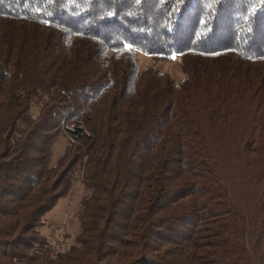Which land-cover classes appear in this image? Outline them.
<instances>
[{
	"label": "trees",
	"instance_id": "16d2710c",
	"mask_svg": "<svg viewBox=\"0 0 264 264\" xmlns=\"http://www.w3.org/2000/svg\"><path fill=\"white\" fill-rule=\"evenodd\" d=\"M0 264H264V0H0Z\"/></svg>",
	"mask_w": 264,
	"mask_h": 264
},
{
	"label": "rangeland",
	"instance_id": "374dc122",
	"mask_svg": "<svg viewBox=\"0 0 264 264\" xmlns=\"http://www.w3.org/2000/svg\"><path fill=\"white\" fill-rule=\"evenodd\" d=\"M136 55L141 70L155 66L159 72L168 74L176 83L181 81L183 75L180 58L173 57L171 60L151 59L141 52H137ZM31 109L32 114L36 116L38 107H32ZM68 139V135L63 134L54 143L52 147V165L64 152ZM82 173L81 169L76 172L69 193L61 198L54 209L42 218L43 224L39 231L55 253L67 250L74 244V239L79 233L80 201L85 196Z\"/></svg>",
	"mask_w": 264,
	"mask_h": 264
}]
</instances>
